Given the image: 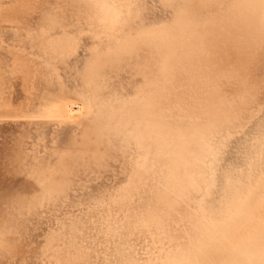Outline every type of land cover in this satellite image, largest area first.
I'll return each mask as SVG.
<instances>
[{"label": "bare ground", "instance_id": "1", "mask_svg": "<svg viewBox=\"0 0 264 264\" xmlns=\"http://www.w3.org/2000/svg\"><path fill=\"white\" fill-rule=\"evenodd\" d=\"M0 192V264H264V0H0Z\"/></svg>", "mask_w": 264, "mask_h": 264}, {"label": "snow or ice", "instance_id": "2", "mask_svg": "<svg viewBox=\"0 0 264 264\" xmlns=\"http://www.w3.org/2000/svg\"><path fill=\"white\" fill-rule=\"evenodd\" d=\"M85 0H80V6H84ZM49 7H56V6H49ZM77 7L76 4H69L67 8H58L57 9V16L53 22L47 25L49 28V31L52 33L53 38L55 36H63L65 34L66 29H71L76 20L75 12H70L69 9H75ZM47 11V9H46ZM79 40V46L82 47L85 42V37L83 35H80L77 37ZM78 55V52H67L63 54V61H66L67 63L71 64L73 60H75L76 56ZM58 59H61L60 56L57 57ZM41 186L37 187V191L40 190ZM66 195L65 194H62ZM24 194L19 192H0V208H6L11 209L13 205H15L19 200L23 199ZM67 206V201L65 202V207ZM91 221H87L86 218L81 217V223H80V235H84L85 231L90 226Z\"/></svg>", "mask_w": 264, "mask_h": 264}]
</instances>
